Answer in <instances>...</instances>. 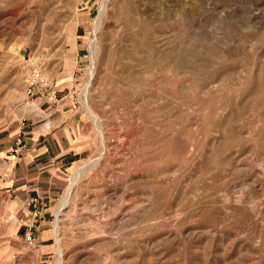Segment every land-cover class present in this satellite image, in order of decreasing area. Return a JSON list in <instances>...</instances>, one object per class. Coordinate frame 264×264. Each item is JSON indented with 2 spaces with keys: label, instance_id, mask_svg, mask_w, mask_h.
Listing matches in <instances>:
<instances>
[{
  "label": "rangeland",
  "instance_id": "374dc122",
  "mask_svg": "<svg viewBox=\"0 0 264 264\" xmlns=\"http://www.w3.org/2000/svg\"><path fill=\"white\" fill-rule=\"evenodd\" d=\"M56 109L11 264H264V0H0V157Z\"/></svg>",
  "mask_w": 264,
  "mask_h": 264
},
{
  "label": "crops",
  "instance_id": "0c3cea01",
  "mask_svg": "<svg viewBox=\"0 0 264 264\" xmlns=\"http://www.w3.org/2000/svg\"><path fill=\"white\" fill-rule=\"evenodd\" d=\"M56 111L58 109L43 118L40 124L32 123L20 156L8 153L15 137L12 133L0 157V264L14 263L20 256L21 234L26 231L25 216L32 209L31 201L34 197H41L43 206L42 196L46 188L43 183L51 184L54 160L65 147V126L57 124L60 120L53 117ZM72 152L69 151L70 156ZM45 224L42 214L37 231L45 229Z\"/></svg>",
  "mask_w": 264,
  "mask_h": 264
},
{
  "label": "built area",
  "instance_id": "2783aa9c",
  "mask_svg": "<svg viewBox=\"0 0 264 264\" xmlns=\"http://www.w3.org/2000/svg\"><path fill=\"white\" fill-rule=\"evenodd\" d=\"M26 83H27V94L31 97L34 96L35 94L34 91L36 87L38 86L43 87V85H46L44 78L38 72L33 73L31 77L27 79ZM25 125H26V120L23 119L21 123V129L22 128L24 129ZM23 135L24 133L20 132L15 136L13 143L8 150L10 154L18 155L20 153V151L22 150L24 146V136ZM31 206H32V209L25 216L29 220V222L25 224L26 231L24 235V240L28 246L33 245L34 226L39 217V213L42 209L41 203L39 202L37 197H34L32 199Z\"/></svg>",
  "mask_w": 264,
  "mask_h": 264
},
{
  "label": "bare ground",
  "instance_id": "6f19581e",
  "mask_svg": "<svg viewBox=\"0 0 264 264\" xmlns=\"http://www.w3.org/2000/svg\"><path fill=\"white\" fill-rule=\"evenodd\" d=\"M102 8H104V7H102ZM102 12V11H101ZM99 14V13H98ZM98 30V29H97ZM86 96V95H85ZM87 99V98H86ZM94 119H95V117H94ZM102 155V154H101ZM102 157V156H101ZM100 157V158H101ZM72 189V188H71ZM70 189V190H71ZM69 191V190H68ZM70 197H71V193L70 192H67V194L65 195V198H64V201H65V204H63L62 205V207L58 210V215H60L61 214V211L63 210V209H65L66 207H67V202H69V199H70ZM55 237H56V239H57V242H58V258H57V260H56V264H61L62 263V259H63V255H64V250H63V248H62V245L60 244V238H59V234H58V231H56V235H55ZM55 264V263H54Z\"/></svg>",
  "mask_w": 264,
  "mask_h": 264
}]
</instances>
